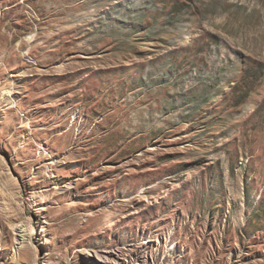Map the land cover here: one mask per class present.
Returning <instances> with one entry per match:
<instances>
[{
  "label": "rangeland",
  "instance_id": "374dc122",
  "mask_svg": "<svg viewBox=\"0 0 264 264\" xmlns=\"http://www.w3.org/2000/svg\"><path fill=\"white\" fill-rule=\"evenodd\" d=\"M0 264H264V0H0Z\"/></svg>",
  "mask_w": 264,
  "mask_h": 264
},
{
  "label": "bare ground",
  "instance_id": "6f19581e",
  "mask_svg": "<svg viewBox=\"0 0 264 264\" xmlns=\"http://www.w3.org/2000/svg\"><path fill=\"white\" fill-rule=\"evenodd\" d=\"M5 89V88H3ZM10 93V92H9ZM5 94V93H4ZM116 218V214L115 213H111V215L109 216V222H112V220ZM30 252V249L29 248H26L25 249V253H29ZM95 256H97L99 259H102V258H105V259H108L107 257H104L103 255H100L97 251H95ZM135 259V258H134ZM135 261H138V259H135ZM134 263V262H133Z\"/></svg>",
  "mask_w": 264,
  "mask_h": 264
}]
</instances>
